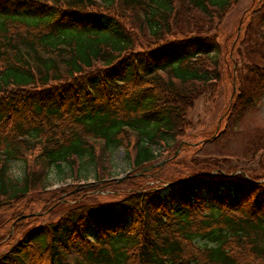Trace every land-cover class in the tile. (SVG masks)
I'll list each match as a JSON object with an SVG mask.
<instances>
[{"label":"trees","instance_id":"obj_1","mask_svg":"<svg viewBox=\"0 0 264 264\" xmlns=\"http://www.w3.org/2000/svg\"><path fill=\"white\" fill-rule=\"evenodd\" d=\"M238 3L0 0V264H264V128L243 130L251 171L184 162L213 137L180 140L224 79L216 138L264 96V0L239 35L212 34ZM118 150L119 183L99 171ZM53 170L93 182L50 189Z\"/></svg>","mask_w":264,"mask_h":264},{"label":"rangeland","instance_id":"obj_2","mask_svg":"<svg viewBox=\"0 0 264 264\" xmlns=\"http://www.w3.org/2000/svg\"><path fill=\"white\" fill-rule=\"evenodd\" d=\"M253 3L254 0H239V3L226 13L217 32L213 31L212 34H217L216 36H218V40L221 42H223V38L228 36V34L233 37L237 34L239 35L242 31L241 18L244 11L251 8ZM137 50H140V48L137 47ZM230 96L231 85L228 79H224L216 96L206 94L194 101L186 116L188 126L184 131L185 137L180 140L182 143L188 142L196 144V146L209 137H213V140L209 143L203 144L196 152L190 151L187 155V159L183 158L184 162L192 161V159L205 160L210 157L211 159L218 160L225 169L229 166H237L250 171L258 168L259 158H256L252 162L250 156L244 155L248 140L246 136L247 133H243V130H247L252 125L257 124L264 128V96L258 104L257 110L248 112L247 116L241 121V131L235 132L232 137L225 134L216 138V133L223 130L224 125H221L220 129H218L217 124L220 123L221 116L227 109ZM179 153L180 152L178 151L177 154L180 157L182 154ZM228 156V161L222 159L227 158ZM100 166V172L102 169L104 170V168H106V171L103 174L105 177L115 179L118 183L125 177L129 176V172H131V167L128 165L125 154L122 150L114 151L112 153L107 152L99 167ZM85 176L86 177L83 180H78V182L75 180L76 176L71 175V177H69L67 171L59 173L53 170L49 172L48 185L50 186V189H56L68 184L75 185L93 182L91 175L87 174ZM33 208L35 210L38 209L36 206ZM1 218L4 219L5 217L0 216V219ZM92 234L93 232L90 229L87 236L92 237Z\"/></svg>","mask_w":264,"mask_h":264},{"label":"clouds","instance_id":"obj_3","mask_svg":"<svg viewBox=\"0 0 264 264\" xmlns=\"http://www.w3.org/2000/svg\"><path fill=\"white\" fill-rule=\"evenodd\" d=\"M9 175L14 181L23 182L25 176L23 162L22 161L10 162Z\"/></svg>","mask_w":264,"mask_h":264},{"label":"water","instance_id":"obj_4","mask_svg":"<svg viewBox=\"0 0 264 264\" xmlns=\"http://www.w3.org/2000/svg\"><path fill=\"white\" fill-rule=\"evenodd\" d=\"M178 152L175 153V155L177 154ZM163 163H160L159 165H162ZM158 166V165H156ZM156 166H153L152 168L156 167ZM25 217H28V216H25Z\"/></svg>","mask_w":264,"mask_h":264}]
</instances>
